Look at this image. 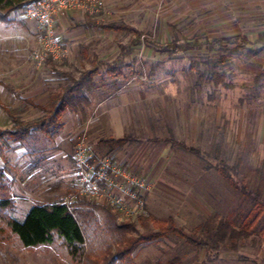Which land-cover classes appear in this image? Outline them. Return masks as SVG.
<instances>
[{
	"label": "rangeland",
	"instance_id": "374dc122",
	"mask_svg": "<svg viewBox=\"0 0 264 264\" xmlns=\"http://www.w3.org/2000/svg\"><path fill=\"white\" fill-rule=\"evenodd\" d=\"M100 1L101 12L91 17L106 23ZM25 6L9 19L0 17V81L6 86L0 87L2 107L23 123L34 122L69 84L54 70L73 79L97 71L85 92V122L67 113L53 140L32 133L24 144L3 148L0 184L7 187L11 206L0 213V264H71L60 241L24 249L6 222L22 221L34 204L77 199L98 206L87 232L92 257L100 259L99 246H110L111 253L116 249L105 233L110 213L117 224L127 225V237L156 234L154 222L172 220L185 236L207 245L197 248L167 235L136 248L130 257L134 264H264V214L247 239L215 247L220 221L239 228L254 205L264 203V74L244 67L258 46H244L233 38L238 46L213 52L162 53L157 49L181 44L182 39L203 42L233 36L189 38L183 20L175 23L178 35L164 37L157 34L155 22L152 31L141 32V43L132 54L124 56L132 33L97 31L91 44L80 47L60 36L61 14L55 20L54 42L66 53L38 64L33 54L41 29L27 17ZM118 62L120 75L114 77L107 66ZM211 71L223 84L208 81ZM19 97H30L39 108H23ZM5 109L0 107V131L12 128ZM123 137L132 141L113 146L118 149L112 154L100 143ZM171 139L198 153L164 141ZM80 145L89 150V164L96 172L105 161L119 173L93 184L85 195L79 194L75 163Z\"/></svg>",
	"mask_w": 264,
	"mask_h": 264
},
{
	"label": "trees",
	"instance_id": "16d2710c",
	"mask_svg": "<svg viewBox=\"0 0 264 264\" xmlns=\"http://www.w3.org/2000/svg\"><path fill=\"white\" fill-rule=\"evenodd\" d=\"M31 0H0V17L6 19L8 15L25 6ZM98 28L104 30H119L132 33L134 38L126 46V55H131L134 48L141 43V34L134 29L124 25H100ZM233 38H220L211 41H188L184 39L181 44L173 42L164 47L157 49L162 53H188L207 51L213 52L220 50L228 45H235ZM244 46L250 43L246 39H241ZM258 55V51H253L248 54L246 60H249ZM121 62L114 63L108 67V73L116 77L120 75L118 65ZM207 64V63H205ZM97 69L93 68L90 71L84 72L78 79H73L68 74L57 73L56 75L64 77L69 81V84L62 91V93L54 96V100L45 115L34 122L23 123L17 120L11 112L0 105L4 111L7 112V117L12 123L10 130L0 131V157L4 159V149H10V145L19 146L24 144L32 135V133H40L42 136L53 140L59 131L62 129L60 123L61 117L70 112L75 115H80L81 120L85 122L86 107L89 106L88 98L85 92H88L92 87V77ZM207 79L215 86L223 84V78L215 74L214 71L208 72ZM0 86L3 83L0 81ZM23 108L34 105L30 100H23ZM23 111V109H22ZM132 141L129 137L119 139L103 140L100 143L107 146H123ZM171 145L182 149L186 152L197 154L198 152L188 146L173 141L172 139L164 140ZM11 206L10 195L6 186L0 184V213L9 209ZM98 208L92 202H87L83 199H77L68 206L63 202H55L53 204H34L26 213L22 221L15 219H8L6 227L9 233L16 238L21 247L24 249H34L42 246H51L56 240L60 241L65 248L71 264H134L130 257L136 248L152 243L153 241L173 235L185 240L191 246L197 248H207L205 243L194 240L189 236H185L179 229L175 228L172 220L168 223L165 221L154 222L158 226V232L152 235H144L138 238L127 237V225H119L115 222L113 215L108 214V221L106 224L105 233L114 240L116 249L111 253V247L108 246L103 249L98 248L100 259L92 257V253L87 251L90 246L87 234L89 226L95 220V210ZM264 214V203L256 204L248 213L245 220L239 228H236L230 221H220L216 229V249L218 245L231 243L234 244L239 239H247L252 234L254 225L258 222L260 217ZM169 264H174L173 262Z\"/></svg>",
	"mask_w": 264,
	"mask_h": 264
},
{
	"label": "crops",
	"instance_id": "0c3cea01",
	"mask_svg": "<svg viewBox=\"0 0 264 264\" xmlns=\"http://www.w3.org/2000/svg\"><path fill=\"white\" fill-rule=\"evenodd\" d=\"M102 1L105 5L103 16L106 23L99 22L91 16L84 17L77 12H68L58 18L57 25L62 28L60 36L69 43L75 41L76 45L83 47L92 43L97 31L120 32L98 28L100 25H123L117 23L123 22L143 36L141 33L143 30L152 31L154 23L158 22L155 29L157 34L171 37L179 33L175 23L186 20V37L233 36L229 38L246 39L250 42L249 46H258L256 50L258 55L247 60L244 67L246 66L253 74H264V0ZM8 17L6 19H9ZM205 31H208V34H205ZM239 36L241 38H238ZM247 37L254 40H249ZM0 87L6 86L3 84ZM20 99L32 100L30 97ZM110 139L114 140V138ZM103 147H106L111 154L118 149L107 145Z\"/></svg>",
	"mask_w": 264,
	"mask_h": 264
},
{
	"label": "built area",
	"instance_id": "2783aa9c",
	"mask_svg": "<svg viewBox=\"0 0 264 264\" xmlns=\"http://www.w3.org/2000/svg\"><path fill=\"white\" fill-rule=\"evenodd\" d=\"M25 8L27 17L37 22L41 29V34L36 39L38 47L33 54L34 59L41 64L48 60H58L66 53L60 50L54 42L53 28L59 15L81 11L93 16L101 12L103 4L100 0H34L29 1ZM88 152L89 150L84 145H80L75 155L77 175L80 179L79 194L81 195H85L93 184L106 180L108 175L110 178H116L119 175L113 166L105 161L99 163L101 166L96 172L89 164L92 156ZM70 203L72 202L64 204L68 206Z\"/></svg>",
	"mask_w": 264,
	"mask_h": 264
}]
</instances>
